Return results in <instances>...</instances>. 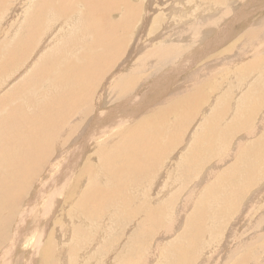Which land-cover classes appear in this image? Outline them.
<instances>
[{"label":"bare ground","instance_id":"1","mask_svg":"<svg viewBox=\"0 0 264 264\" xmlns=\"http://www.w3.org/2000/svg\"><path fill=\"white\" fill-rule=\"evenodd\" d=\"M175 1H177V0H175ZM236 1H238L244 5L248 2V0H229V1H227L228 5L230 3V5L229 6L227 5V6L230 7L232 9V11L239 9V10L232 12L233 16L230 17V19L234 18L233 21H236V22L238 21L241 24H248L249 22L250 23L254 22L252 25V28L249 31L244 30L247 32L246 35L244 36V38H245V40L248 41L249 47L251 46V43H255L252 45V50H254L253 53H256V52H258V50L262 46H264V27L262 25H259V22L264 21V15H261V14H264V0H253L251 2L249 1L245 7L243 5V7H241V8H236V6L234 5V3ZM7 2H8V0H7ZM7 2H6V0H0V9L4 4H7ZM14 2H15V0H14ZM84 2L87 3L85 5V9H83V10L81 9L82 12H77V9L74 8V4H76V5L80 4V5H82V7L79 6V8H83ZM118 2L121 3L120 5H123V6H120V7L118 6V8H120V9L115 11L114 8H117L116 5H119ZM198 2H200V3L205 2L204 3L205 5L202 6V11L197 13L198 15L194 11L196 16H199V15L204 16V19L202 18V20H206L205 17L207 18L210 13L214 14L213 11L218 9V8L219 9L221 8V13H220L219 18L223 17L226 14L225 13L226 11L223 13V11L225 9L224 5H220L221 3H225L222 0H199ZM238 2H236V3H238ZM231 3H233V5L235 7H233L231 5ZM240 3H238V4H240ZM30 4L31 3H29V5L28 4L25 5V6H27L26 11L23 10L24 16L21 15V18L23 16V21L20 22L21 25L19 23L18 25H20V26L17 27V28H19L18 29L19 31H17V30L12 31L13 33L16 31V32H18V34L16 33L17 34L16 37L14 36L15 39H13V35H12V41L13 40L14 41L12 42V44L9 43V45L10 44L11 45L8 46L9 47L8 52L5 51L8 53V55H7L8 58L4 54V56L7 59L4 61L5 64L2 62V64H4L3 69H6L10 65H12L14 62H16L17 59L18 60L23 59L22 55H24L26 52H27L26 53L27 55L25 57L26 59L28 58L27 56L31 55V53L34 51H35V54L38 55L37 57H34L35 60H37V58L39 56L41 57V59L39 60L40 62H38V60H37V62H38V63L36 62L37 64H35L33 61H31L30 63H28L29 61H26V63H28L26 70L32 68V70L34 72L35 71L34 69H36L35 74L30 76L29 78H26V76H25L26 79L25 78L22 79L23 81L25 79V81L23 82L21 80L23 83L22 82L19 84L15 83L16 86L18 84L19 87L18 86L15 87V85H13L14 89L10 90L8 93H6L3 96H2L3 93H1L2 97L0 96L1 97L0 98V240H1V242L5 243L4 247L1 246L2 250L0 249V251H1L0 252V264H25L26 262L28 264H35L36 263L35 260H36L37 256H39V254H37V253H39L40 250L44 256L45 255L46 256L52 255L53 250L50 251V248L52 247V244H51L52 237H51V235L48 234L47 230L45 231V228H47V227L44 228L43 221L47 220L49 215H51V214H48L47 215L48 217H47L45 214L51 208L53 209L55 207L54 204H52L55 201L54 200H52L54 202L51 201L47 210L45 209L46 207L45 208L43 207L45 209V213L43 215V213H41V210H42L41 206H42L43 202H41V201H40L41 203L40 202H38V203L33 202V199H34L33 194L35 193V195H36V193L39 191L37 193V195H42L43 198H45V199H46V196H45L46 194L48 195V197L50 196V193H52L53 197L55 195H57L58 193L61 194V192H62L61 188L64 186L62 184L63 183L65 184V182L71 181L70 179H71L72 175L74 174L75 169H77L79 167V164H80L79 160L76 159L71 152L66 153V151L69 149L67 146H69V145L65 144L67 142V140L65 141V139L70 135V133L66 136V138L64 140L56 141V137H57L58 132L61 129L65 128L66 124L68 123V122L66 123L63 121L66 119V117L64 115H67V118H69L70 116L76 115L77 114L76 113V107L78 106V108H79V106L81 107V105H82V107L83 106L85 107V110L81 109V111H80L77 108L80 111L79 114L83 115L84 111H85L86 117H85V120H83V121H84V123L87 121L89 122L93 113L91 112L90 108L88 107L89 106L88 104H90L92 107H93L92 103H94V105H96L97 109H95L96 110L95 116H97V118L95 119V121L93 120L94 122H92V123H94V124L90 125V127L92 129H90V127L88 128L89 130H93L92 133L90 132L91 133L90 137H92V138H90V137L89 138H90V141H92V140L93 141H97V140L99 141V138H101V137L103 138L106 135H108L111 138V140H109V142H107L103 146L99 147L98 152L100 153V156H101L100 157L101 165H102L101 169L103 171V173H102V171H101V173L104 174L106 176V178L108 176L112 182L116 183V188H112L111 192H106V191H104V189L103 190L101 189L102 191L99 190L101 192L100 197L102 196V198H103L106 196V198H107L109 196L108 197L109 201L106 200V202L108 201L109 205L112 204L113 200L116 197L120 198L122 201V208L120 210H118L119 212H118V214H116V216L117 217L130 218L131 214L129 211H127V207H128L127 203L130 202L131 196L129 197V195H128L129 193L127 194L128 196L124 194V192L127 189V186L130 187V185L128 183H131L132 179L135 177H140V178L143 177V178H145V181L150 180V182H151L152 178L154 177V171L158 168V165L160 164V161L162 160L163 156L179 140H183L182 144H180L181 147H179V148L181 150L183 149V151H184L186 146L188 145V142L193 140L190 138L188 139L187 138L188 135H186V134H185V137H183V134H182L183 130H184V128L188 122V117H189L188 115L191 116L193 111H194V114H197L196 113L197 110L195 108H193L192 113L189 112L191 114H188V112L186 111V108L184 107V105L188 102V101H186V98H187V95L189 94V92H188V94H186L187 92L186 93L184 92L185 94H183V95L178 94V96L175 94H170V96L169 95L166 96L165 100H161L160 102H158L160 98H163V96L159 97L160 95H162L163 91L166 88H168L169 85L174 83V79H175L174 76L175 75L170 73V71L163 73L161 76L155 75L156 76V77H154L155 83L153 80L154 85L148 86V88L146 90H144V92H142V94H140V95L138 94L137 97H133L136 99H132V97L130 95V92L134 91L133 88L138 81H140L139 83H141V81L144 82V80L148 79V76L147 77L143 76L146 73L145 70L148 69V68H146L147 58H149V59L152 58L154 60L153 61L154 63L152 62L153 65L154 64L156 65V68L153 67V70H155L154 72H156L158 64L160 65V64H162L168 60L171 61L172 59H174L172 57L175 54H177V52L175 50H167L168 49L167 46H165L166 47L165 48L163 46L160 47V45H157L162 50V52H159L158 54H155V53H157L156 51L159 50L158 47L157 48L154 47L153 49H151L149 47L151 50L147 54H145L141 57L142 58L141 62L139 63V65L137 67L134 66L132 74L124 75L125 74L124 73L122 75V72H121V75L117 76V75H115V74H117L115 71V72H111L113 75H111L109 77L105 76L108 72L112 71L113 67H115L117 65L116 61H118V59L122 58V55L124 54V48L126 47V43L128 41V37H129L128 35H130L129 33L132 32L131 31V25H133L135 27V28L133 27L135 30L137 28L135 25H138V23L141 21L140 20L141 17L139 16V14L140 15L144 14V13H142L144 10L141 12L142 14L140 12L138 14H137V12H135L136 8L138 10L140 8L139 4H137V3L132 4V2L130 3V2H128V0H82V1H80V0H36L35 5L31 4V7H36L35 8L36 11L31 10V7L29 8ZM177 4H178V2H177ZM9 5H12V3L8 4L7 6L9 7ZM188 5H189V6H187L188 8H184L185 5L182 6L183 7L182 10H180L182 15H185V16L188 15V14H186L187 13L186 10L188 9V11H189L191 8L193 9L192 6H194V5L196 6V3H194L193 5H190L188 3ZM7 6L5 5L3 7H5V9H6V8H8ZM86 6H87V10H89V12L90 11L93 12V14H94L93 17H91L92 13H91V16H89L86 13V11H85ZM18 7L19 6H17V8ZM208 7H212L213 10L208 8ZM77 8H78V6H77ZM199 8H200V6L198 7V11L200 10ZM230 8H228L229 11H231ZM11 10H13V9H11ZM211 10H212V12H211ZM4 12H3V14H4ZM17 12H18V10L15 9L14 16H16ZM168 12H166V13H168ZM217 12H219V11H216V14H217ZM6 13H8V12H6ZM118 13L120 15L119 18L113 19V15H116ZM227 13L232 14L230 12H227ZM259 13L261 16V20L256 22L257 19H260ZM145 15H144V17H146ZM137 17L139 18L138 21H137V19H138ZM144 17H142V18L144 19ZM147 17H148V15H147ZM14 18L17 19L18 17H14ZM14 18H11V20L12 19L14 20ZM76 18H78V20H77L79 22L78 25L80 26V28H81L80 30H82V33L88 37L90 36V39L88 37L86 38L89 41L82 42L79 39L80 41L77 44H75V46H74V44L70 43L69 45L70 46L73 45L74 47L71 46L72 48L69 47V49L65 45L67 48V52L64 51V48H65L64 46L62 47V51H60L57 54H55L53 49H49V51L52 50L54 53H51V51L50 52L47 51V49H46L47 52H44L45 51L44 48L50 47L51 42H50V40L49 41L47 40V39H49V36L52 35L53 33H55L57 28H58V33H56V34L61 35L60 33L64 32V31H60L59 26L61 27V29H62V27H68L72 23V22L69 23V21L71 19L73 21ZM156 18L154 20H157ZM181 18H182V16H181ZM189 18H190V16H189ZM219 18H214V19L217 20ZM1 19H3V18H1ZM175 19H177V18H175ZM209 19H211V18H209ZM209 19H207V20L209 21ZM178 20H180V18ZM182 20H183V18H182ZM2 21H4V20H2ZM18 21L17 20L12 21V22L10 21V23L15 24L14 22H18ZM168 21L170 22V20H168ZM173 21H175V20H173ZM208 21L205 23L209 24ZM141 22L144 23V21H141ZM221 22L222 23L224 22L223 18L221 19ZM4 23L5 22H3V24ZM193 23H194V25H196L195 22H193ZM3 24H1V26ZM172 24H174V23H172ZM181 24H178V25L181 26ZM188 24H191V23H188ZM167 25H170V24L168 23ZM213 25H215V24L213 23ZM47 26H49V27H47ZM187 26L189 27V25H187ZM187 26H185V27L187 28ZM202 26H205V25L203 24ZM208 26L211 28L210 30L212 31L211 24L206 25V29L208 28ZM9 27L12 28L13 26L11 27V25H10ZM215 27H216V25H215ZM231 27H233V25L230 26V28ZM186 28L184 30L188 31V28L187 29ZM190 28H191V25L189 27V30L193 29V28L192 29H190ZM14 29H16V27ZM178 29H179L178 27H177V30L175 29L178 34L174 31H173V33L175 35L176 34L178 35L177 38H180L183 35V33L180 32V31H182L183 28L181 30L179 29V31H178ZM199 29H201V31H202V28H198V30ZM203 30L205 31V28ZM214 30H213V32H214ZM67 31H69V30H67ZM148 31H149V29H148ZM186 31H184V32H186ZM193 31L194 30H192V32ZM217 31L219 32V30H217ZM226 31H227V29H226ZM229 31H230V29H229ZM233 31H234V28H233ZM179 32L181 33L180 37H179V34H180ZM198 32H200V30ZM198 32H195V33L197 34ZM207 32L211 33L210 31H207ZM207 32H204V33H206V35H208ZM10 33H8V34H10ZM82 33L80 32L81 35H82ZM186 33H187V35L189 33L191 34V31H188ZM200 33L201 34H199L197 37L200 38V35H201V36H203L202 38H204L205 34H203V32H200ZM214 34H216V33L214 32ZM218 34H216V35H218ZM222 34L224 35L225 31H223ZM222 34H219V35L222 36ZM57 35H55V36H57ZM81 35H80V38H81ZM84 35H82V36H84ZM171 35L173 36L172 33H171ZM206 35H205V38H206ZM69 36L71 37V39H73L75 37L74 36L72 38L71 35H69ZM193 36L195 37V35H193ZM50 37H52V36H50ZM213 37H214V35H213ZM217 37H219V36H217ZM233 37L235 38V36H233ZM65 38H68V37L65 36ZM196 38L194 40L199 39V38H197V39ZM202 38H200V39H202ZM205 38H204V40H205ZM56 39L54 40V42L56 41ZM2 40L4 43L5 40L4 39H2ZM58 40L54 44L57 45ZM62 40H64V39H62ZM69 40H70V38H69ZM216 40H218V39H216ZM219 40H221V39H219ZM227 40H230V39H227ZM6 41H8V40H6ZM65 41H67V40L65 39ZM75 41H76V37H75ZM72 42H74V40H72ZM147 42H149V41H147ZM156 42H158V41H156ZM7 43L8 42L4 43V46ZM166 43L167 42H165V45L169 44V43H167V44ZM172 43H174V42H172ZM0 44H2V43L0 42ZM64 44H66V42ZM175 44L176 43H174V45H173L174 49L177 45V44L176 45ZM218 44H221V43H218ZM56 45L55 46L53 45L50 48H56L57 47ZM161 45H164V44H161ZM204 45L206 46L207 44H204ZM206 47H205V49H206ZM1 48H2V46H1ZM146 48H148V47H146ZM213 48L216 49V47H213ZM98 49H100V50L98 51ZM148 49H146V51ZM171 49H173V48L171 47ZM179 49H180V47H179ZM201 51L203 52L204 50H201ZM41 54H42V56H41ZM238 55H239L238 57L240 59L243 57V53H240ZM256 55H257V57L255 56L254 59L258 58L259 62L262 59V57H264L263 55L260 54V52H258ZM197 58H199V56L194 57L192 59L196 60ZM220 58H221V56H220ZM170 61H168V62H170ZM174 63L172 62L173 65H174ZM167 64H169V63H167ZM185 65H190V64L185 63ZM251 65L249 63V66H251ZM22 66H24V65H22ZM254 66H256V65H253L251 67L253 68ZM207 67H209V66H207ZM181 68H182V66H180V67L178 66V68L173 67L171 71L177 75V70H179ZM189 68H190V66H189ZM26 70H24V71L26 72ZM137 70H139L138 73H140V71L142 73L139 77L136 76V75H138ZM150 70H152V69H150ZM186 70H188L187 67H186ZM186 70H183V71L185 72ZM248 70H249V68H248ZM148 71H149V69H148ZM27 72H29V71H27ZM27 72H26V74H28ZM199 72H200V70H199ZM16 73H18V72H16ZM30 73L32 74V71ZM194 73H196V72H194ZM197 73H198V71H197ZM13 75H14V73H13ZM189 75H190V72H189ZM207 75H208V72H207ZM17 76H19V75H17ZM185 76L187 77V75H185ZM198 76H201V75L199 74ZM27 77H28V75H27ZM104 77L107 78L106 79V81L108 83L107 86L103 87L104 89L102 91H100L99 94L94 95V92H96V86L101 85L100 81H103L102 79ZM195 77H197V76H195ZM16 79H18V77ZM197 79L201 80V78H199V77ZM203 79L205 82L204 76H203ZM106 81L104 82L105 84H106ZM113 81H116V84H115V87L113 89H111L113 87L112 86L113 83L111 84V82H113ZM188 81H190V80H188ZM99 82H100V84H99ZM144 83H146V82H144ZM45 86H46L45 89H48V87L53 86V88L56 91H54V92L51 91V94L48 96L47 93L42 92V90H45V89H43ZM109 87H111V88H109ZM137 87H139V86H137ZM190 87H192V86H190ZM204 87H205V85H197L196 86L195 89H196V91H197V89H199V91H198L199 95L204 90ZM192 88H190V89H192ZM135 89H137L136 86H135ZM27 90H29V91L27 92ZM186 90H187V88H186ZM186 90L184 89V91H186ZM181 91H183V90H181ZM152 93H154L156 95H154ZM189 96H190L189 101H193V102L196 101V99H197L196 93L190 94ZM113 99L114 100L118 99L119 103L122 102V104L119 105L117 108L109 107V106H111L110 104L107 107H103L106 104L111 103V100H113ZM142 100L144 102L143 105H146V106H150L149 103L152 100L154 103L158 102V105H160L161 103H166V104L161 106L160 108L158 107L159 109L151 117H149V116L141 117V113L139 112V110L142 109L141 108L142 106L140 105V101H142ZM156 100H158V101H156ZM261 100H263V99H261ZM261 100H260V102H261ZM260 102H258V103L260 104ZM127 104L129 105L128 108H127ZM255 104L256 103H254V105ZM259 104H258V106H259ZM132 105H135V107H133ZM124 106H125V108H124ZM96 107L94 106L93 109ZM193 107H196L195 103L193 104ZM254 107H256V106H253V108ZM257 107H256V109L259 108V107L258 108ZM150 108L153 109L152 106ZM155 108L156 107H154V110H155ZM253 108H251V109H253ZM126 109H127L128 113L125 112ZM239 109H237V110H239ZM79 111H77V112H79ZM98 111H100V112H98ZM120 111H122L123 113H119ZM141 112H143V110ZM151 112H154V111H151ZM217 112H219V109ZM255 112H256V110H255ZM144 113H145V111H144ZM253 113H254V111H253ZM235 114H234L233 121L228 126H226V128H225V130L227 131V135L230 134V132L228 134V131H231V132L237 131V133H238V130L240 131L242 129V128L240 129L241 126L238 128L239 125H237L236 121L239 120V118H237V116ZM222 115H223V112L220 114H215L214 116L212 115L214 117L215 121H214V119L210 118V120L208 122H210L212 119L213 123L212 122L209 123L208 128L206 125L207 129H206V131H203L204 132L203 135L202 136L199 135L200 138H198V139L195 136L196 140L193 141L192 144L190 143L191 148L188 150V152L185 156L184 168L182 170H184V169L186 170L188 168V167L186 168V165H189V163H188L189 161L194 163L193 160L196 158V155L199 154L200 141L204 140L203 138L207 132L213 133V134L208 133V135H210V137H213V135L217 136V135H215L216 134L215 133L216 128L214 126H219L218 121L220 120ZM77 116H79V115H77ZM74 118H75V116H74ZM80 118H81V116H80ZM208 119H209V117H208ZM250 119H247V117H246V119L243 120V123H242L243 128L244 127L246 128L248 126V122ZM204 121H207V120H204ZM214 122H216L218 125L215 124ZM74 123H72V124H74ZM261 124L263 126L264 121H262ZM204 125H205V123H204ZM249 126H251V125L249 124ZM191 127H192V124H191ZM193 127H194V125H193ZM115 128H117L116 132L114 131V130H116ZM210 128L213 129L215 132L210 131L209 130ZM217 128H220V127H217ZM68 130L71 131L70 128ZM216 130H217V132L219 131L218 129H216ZM220 130H222V129H220ZM193 132H198V131H193ZM71 133H72V131H71ZM238 134H241L242 138H243V136L244 137L246 136V134L243 133L242 131H240ZM253 134H255V129L253 132L252 131L250 132V135H251V137H256V135H253ZM223 135L226 136L225 133L222 134V136ZM67 139L69 140V138H67ZM163 140H165V141L163 142ZM210 141L211 140L209 139L208 142H210ZM241 141L240 142L237 141L238 145H236L237 147L235 146L236 150H237L235 157L237 158V160L234 161V165H232V167H230L231 169H229V171L231 172V170H232L233 173L227 174V173L222 171L223 174H222V177L220 179L221 180L223 179L227 182H225V184H224V182L223 181L221 182V180L219 179L220 182L216 183L218 181L217 180L214 183L215 187L214 186L212 187V185H211L210 193H213V192L216 193L217 189H219V190L221 188L225 189V187L226 188L229 187L228 184H230V186L232 187V189H231L232 193L231 194L227 192L228 195H225L226 198L222 196L223 197L222 200H224L226 203L222 202L224 205H223L220 213L223 211V208L227 207L229 204L231 206H232V204L238 205V202L240 201L239 198H241L242 195L245 194V191H247L249 188H251L254 184H255V186L257 184V187L261 184V183H259V185H258V183H257L258 178L257 177H259L260 174H263V172H264V149L259 147L256 150V147H255V149H249L248 150L244 146L245 142H243V141L241 142ZM98 143H99V145L100 144L102 145L103 142L102 143L98 142ZM80 144H81V142L79 144H77L75 147L78 148ZM251 144L254 145L255 142L252 141ZM211 145H207L208 149H212L213 146L211 147ZM224 145H223V147H224ZM209 147H211V148H209ZM235 147H234V149H235ZM59 149H63V150L59 151ZM55 150L59 151L58 156L60 157L59 160L57 159L58 160L56 162V163H58L57 166L60 165V163L62 162L63 164H61V165H63V167H62V169L59 170V172L57 171V173L52 172L53 168H51L50 172L48 173L49 167L52 165L54 166L56 164L55 161H54L55 164H52V165L50 164L51 163L50 162L51 157H52V159H53V157L54 158L58 157V156L55 157L56 153H55V156L53 155ZM204 150L206 151V149H204ZM204 150H201V151H204ZM58 151H56V152H58ZM212 151H209V152L207 151V152L211 155L212 154L214 155V153ZM46 152H47V154H46ZM200 154H202V153H200ZM204 154H205V152H204ZM215 155H216V153H215ZM63 157H65V158L67 157L66 160L64 158V162L62 161ZM82 157H83V155H82ZM197 160L199 162L202 161V160L200 161L198 158H197ZM51 161L53 163V160H51ZM172 162H174V161H172ZM179 162H180V158L174 162V164L172 166L173 168H170L172 170L171 172L173 173V176L171 178L173 180L172 183H177V181H176L177 175H176V173H174L176 168L174 169V166L175 165L178 166ZM240 164H241V166L243 165L242 169H239ZM55 167H54V169H55ZM87 167H90L89 164H88V166H86V169L84 171L87 170ZM106 167H109V168L107 169ZM170 167H171V165H170ZM46 169H47V171H46ZM233 169H235L236 171H234ZM185 170L182 172H185ZM89 171L91 173V169H89ZM186 171L188 172V170H186ZM190 171L191 170H189V172ZM229 171H228V173H229ZM76 172H75V175L77 176L79 174L80 170H79L78 174H76ZM96 172H98V171H96ZM87 173H88V171H87ZM84 174H85V172H84ZM128 175H129V177H128ZM170 175H171V173H170ZM76 176H74V177H76ZM96 177H97V175H96ZM77 178L78 179H76V182H75L76 184H77V182L78 183L80 182V179H79L80 177L77 176ZM199 178L201 180L203 178V176L199 177ZM137 179H139V178H137ZM74 180H75V178H74ZM81 181H82V174H81ZM145 181H144V183H145ZM132 183H134V182H132ZM98 185H100V184H98ZM196 187H197V185H196ZM71 188H72V186L69 187V189H71ZM87 188L88 187H86L85 189L87 190ZM67 189H65V190H67ZM215 190H216V192H215ZM226 190H223V192H226ZM72 191H73V194L69 193L70 194L69 198H67L66 197L67 195L65 193H63V195L65 194L66 199L70 200V203L76 201L75 202L76 204H74V205L78 206L75 209L71 208L73 210H71L69 212V214L73 213L75 215H79L78 217L81 219V223L85 227L91 226L94 222H96L98 224V222H99V221H97L98 218H101L104 213L99 215L97 212V215H96L97 220H95V217H96L95 214L96 213H94V210L95 209L97 211L99 210L100 213L104 212L107 209V208L105 209L106 205L104 206V204L102 203V202H104L103 200H105V199H103L102 202H101V200H100V202H98V201L95 202L96 200L95 201L92 200V196L89 195L90 194L89 192H88L89 194H87V192H86V195L84 194L85 190L82 193L80 192L81 195L83 194L84 197H82L81 195H78L79 197L80 196L82 197V198L78 199L75 196H72L76 193V191L73 189L70 192H72ZM78 191H80V190H78ZM138 191H140V190H138ZM220 191H222V190H220ZM207 193H208V191H207ZM177 194H179V192L176 193V195ZM207 195H209V193ZM204 196L202 198H204ZM215 196H216V194H215ZM96 197H94V198H96ZM173 198H174V196H173ZM232 198H233V201H230ZM36 199H38V198H36ZM207 199H208V197H207ZM219 199H220V196H219ZM97 200H99V199H97ZM217 200H218V198H217ZM43 201H44V199H43ZM219 202H220V200H219ZM67 203L68 202H66L65 205H67ZM51 205L54 207H52ZM230 205H229V209H230ZM237 205H236V207H238ZM203 206H200L199 209H196L197 211H195L194 214L188 218V220H189L188 222L190 223V224L188 223L189 229L187 226L186 229H188V230H186L185 233L183 234V238L185 236L187 238L189 244H186V246L184 244L178 245V248H177L178 249V252H177L178 256H177V258L179 256L180 257L183 256L186 253L190 254V251L193 250V248H196V246L199 242L201 233L204 229V222L203 221L206 220V218H205L206 211L204 210ZM253 206H255V205H253ZM72 207H73V205H72ZM165 208H166V206H162V207L158 206L157 208H151L150 215L148 217V221L151 224H155L157 219H159V221H160V218H158L156 216L157 215L158 216H162V215L164 216L165 213L162 215H161V213L166 211ZM224 209H226V208H224ZM63 210H64V207L62 208V211H61L62 213H63ZM234 210H235V208H234ZM192 211H194V210H192ZM232 211H231V213L234 212V211L233 212ZM182 213L181 214L179 213L180 216L182 215ZM220 213L218 212L217 214H220ZM223 214H225V213H223ZM226 214H227V212H226ZM215 215H216V213H215ZM215 215H214V217H215ZM222 215H218V216H222ZM211 217H213V215ZM233 217H234V215H233ZM36 219L38 220V222ZM62 219L64 220V218H62ZM66 219L67 218H65V221H66ZM176 219H178V218H176ZM231 219H233V218H231ZM41 220H42V223L40 222ZM62 223H63V221H62ZM161 223H163V222H161ZM172 223L174 224V221L171 222V224ZM257 223H258V221H257ZM46 224H48V223H46ZM156 224L158 225L159 222L157 221ZM173 224H172V226H173ZM176 224H177V222H176ZM65 225L66 226L64 227V225L62 224V227H64L63 230L65 229L63 241H68V239L71 236V231H72L71 219H69V221ZM165 225L168 226L167 224H165ZM165 225L163 227H165ZM175 225H174V227H175ZM36 226H38V227H36ZM50 226H52V225H50ZM169 227H171V226H168L167 230L169 229ZM104 228L100 230L101 238H104L103 234L107 233L108 232L107 230L109 228H111V226H109V224H108L107 227H104ZM152 228H157V226L156 225L152 226ZM10 229H12V231H10ZM165 229H166V227H165ZM59 230L61 233L63 232V230H61V229H59ZM59 230L56 231L55 238H56V235H57ZM82 230H83L82 226H76L73 231L76 232V234L78 235L82 232ZM172 230H174V229H172ZM32 231H35L37 234H31ZM100 233L98 235H100ZM45 235L48 236V238H45L46 240L43 239V237H45ZM258 236L259 235H257V237ZM35 237L37 239L34 240ZM235 237H236V235H235ZM257 237L252 238V240L249 241V244H246L245 241H241L242 239L239 240V242H242L243 246L246 244L249 247V245L258 242ZM256 238H257V241L255 240ZM259 239H261V238H259ZM100 241H102V240L98 239L97 242H100ZM254 241H256V242H254ZM59 242L61 243V241H59ZM105 243L108 244L107 242H105ZM49 246H51V247H49ZM243 246L241 245V247H243ZM261 246L264 247V243H262ZM258 247H259V244H258ZM93 248H95V247H93ZM140 249H141V247H139V248L136 247L135 248L136 253H139ZM241 249H243V248H241ZM253 251H255V249H253ZM257 251H255V252H257ZM259 251H260V249H259ZM262 251L264 252V248ZM250 252L251 251H246L245 255L244 256L242 255L243 257H241V255H240V257H237V259L234 260L233 264H247L250 261V259H249L250 256L253 258V260L255 262V259H254L253 255L251 254V253H255V252H251V253ZM230 253H232V250L230 251ZM249 254H250V256H249ZM227 255L230 256L232 254H227ZM186 257H187V255H186ZM180 259H182V257ZM183 259H185V258H183ZM230 259H232L231 256L228 260H230ZM176 262H178V264H184L185 261L184 262L182 261L183 263H180L181 261H179L177 259ZM175 264H177V263H175ZM185 264H187V263H185Z\"/></svg>","mask_w":264,"mask_h":264},{"label":"rangeland","instance_id":"2","mask_svg":"<svg viewBox=\"0 0 264 264\" xmlns=\"http://www.w3.org/2000/svg\"><path fill=\"white\" fill-rule=\"evenodd\" d=\"M30 1L31 0H21V1L15 0V2H14V0H8V2H7V0H6L7 4H4L3 6H5V5L7 6L8 4L12 3V5H9L10 8L7 6L8 8H6L7 9L6 10L5 7L2 6L0 9V16L2 15L0 17V21H1L0 23L3 24V22H5L3 24L4 26L3 25L1 26V24H0V40H1L0 42L3 44V45L0 44L2 46V48L0 46V49H1L0 50V96H1V93H3L2 94V96H3L6 93H8L10 90L14 89L13 85H15V87H17L18 84L23 81L22 79L25 78V76H26V78H29L30 76L35 74L36 69H34L35 71L33 72L32 68L26 70V67H27L28 63H30L31 61H33L35 64H37L38 62H40L39 60L41 59L40 56H39L40 58L39 57L37 58L38 62H37V60L34 59V57L38 56L35 54V51L31 53L32 56L29 55V56H27L28 58L26 59L25 58L27 55L26 54L27 52H26L24 55H22L23 59L19 58L20 60L17 59V61L14 62L12 65L7 67L6 69H3L4 64H5L4 61L8 58V56H7L8 55L7 52H8V48H9L8 46H10L12 44V42L14 41V40L12 41V35H13V39H15L14 36L16 37V35L18 34V32L15 31L13 33L12 31H14V30L19 31L18 30L19 28H17V27H19L21 25L20 22L23 21V16H24L23 10L26 11V7H27L25 5H27V4L29 5V3L35 5V3H36V0L35 1L32 0L31 2ZM80 1H82V0H80ZM186 1L187 0H183V1L182 0H177V1H175V0H131V1L128 0V2H130V3L132 2V4H136V3L139 4V6H140V8L138 7L139 10L136 7H135L136 10L134 9L135 12H137V14L139 12L141 13L144 10L142 12L144 14H142V13H141L142 15L139 14V16L141 18L144 17V15L147 12L148 13L145 16L147 17V15H148V17L147 18L144 17V19L146 18L145 20L143 18L142 19L140 18V20L144 21V23L140 21L138 23V25H135L137 27L135 30H134L135 27L133 25H131V31L132 32L129 33L130 35H128L129 36L128 41L126 43V47L124 48V54L125 53L126 54L125 55L123 54L122 58H120V59H118V61H116L117 65L116 64H115L116 66L114 65L115 66V67H113L114 70L112 69V71L108 72L105 76L109 77V76L113 75L111 72H115V71L117 73L115 75H117V76L121 75V72H122V75L124 73H125L124 75L132 74L134 66L137 67L139 65V63L141 62V60H142L141 57L143 55L147 54L154 47L159 48V50H157L156 51L157 53H155V54L162 52V50L160 49L161 46H163V47L167 46V48H168L167 50H175L177 52V54H175V55L173 54L174 56L172 58H174V59H172L171 61L168 60L170 62L166 61L160 65L158 64L156 72H154L155 70H153V67L156 68V65L155 64L153 65L154 60L152 58L149 59L145 56L147 58L146 68H148L151 73L148 71V69L145 70L146 73L148 72L147 74L144 72L146 75L145 74L143 75L146 77L148 76V79H146L147 81L144 80V82H146V83H144L143 81H141V83H139L140 81H138L136 83L137 85L135 84L137 89H135V86H134V88H133L134 91L130 92V95H131L132 99H136L133 97H137L138 94L139 95L142 94V92H144V90H146L148 88V86L154 85V83H155L154 77H156L158 75L161 76L163 73L170 71V73L175 75L174 76V78H175L174 83L175 84L173 83V84L169 85L168 88L165 89L166 91L164 90L162 95L159 96V97L163 96V98H160L159 101L158 100H156V101L160 102L161 100H165L166 96H168V95L170 96V94H175L178 96V94L183 95L186 92H187L186 94H188V92H189V94L187 95V98H186V101H188V102L184 105V107L186 108V111L188 112V114H191L193 108H195L197 110V112H196L197 114H194V111H193L191 116L188 115L189 116L188 122H187L182 134H183V137H185V134H186V135H188V137H187L188 139L190 138L193 140L188 142V145L186 146V148L184 147L186 151L185 150L183 151V149L181 150L179 148V147H181L180 144H182L183 140H179L174 146H172L173 148L171 147L168 150L169 152L167 151V153L163 156L162 160L160 161L158 168L154 171V177L152 178L151 182H150V180H148L149 182L145 181V178H143V177H142L143 179L140 177H135L136 179L131 178L132 182H134V183H132V182H131L132 184L128 183L130 185V187L127 186V189L124 192L125 195H127L129 193L128 194L129 197L131 196L130 202L127 203V205H128L127 211L130 212L131 217L130 218L117 217L116 214H118V212H119L118 210H120L122 208L121 199L116 197L113 200L112 204L109 205L108 204V201H109L108 197L109 196L107 198H106V196L103 198H102V196L100 197V195H101L100 191H102L104 189V191H106V192H111L112 188H116V183L112 182L108 176L106 178V176L104 174H102L103 171L101 169L102 165H101V160H100L101 156H100V153L98 152L99 147H101L105 143L109 142V140H111V138L108 135H106V136H104L105 138L104 137L103 138L101 137L102 139L99 138V141L98 140L97 141H93V140L90 141V138H92V137H90V134L93 132V130H89L88 128L90 127L91 124H94L92 122H94L95 119L97 118V116H95V114H96L95 109H97L96 105H94V103H92L93 107L94 106L96 107L93 109V107L90 104H88L89 105L88 107L90 108L91 112L93 113L89 122L87 121L84 123V121H83V120H85V117H86L85 111H84L83 115L79 114L81 109L85 110V107L84 106L82 107V105H81V107L79 106V108H78V106L76 107V113H77L76 115L70 116L69 118H67V115H64L66 117V119L63 121L66 123L68 122V123L66 124L65 128L61 129L58 132L57 137H56V141L64 140L66 138V136L70 133V135L67 137V138H69V140L67 138L65 139V141L67 140V142L65 144L69 145V146H67L69 149L66 151V153L71 152L73 154V156L79 160L80 164H79V167L77 168L78 170L75 169V172L77 171L76 174H78V172L80 170V172L77 176L80 177L79 179H80L81 183L80 182L79 183L77 182V184L75 183L76 179H78V178L74 172V174L72 175V177L70 179L71 181L65 182V184L64 183L62 184L64 186L61 188L62 189L61 194L58 193L54 197H53L52 193H50L49 197L46 194L45 195L46 199L43 198L42 195H37V193L39 191L36 193V195H35V193L33 194V197H34L33 202H36V203H38L40 201L43 202L42 206H41L42 207L41 213H43V215L45 213V209L47 210L51 201L52 200L55 201V202L52 201V202H54L52 204H54L55 207L51 205L55 209L51 208L52 210L50 209L48 212H46V214H45L46 216L48 214H51V215H49V217L47 216L48 219L43 221L44 228L47 227V228H45V231L47 230L48 234L51 235V237H52V241H51L52 247L49 246L52 248V249L50 248V251L53 250L52 255L51 256H46V255L44 256L40 250L39 253H37V254H39V256H37L38 259L36 258L35 264H172L173 262H174L173 264H175V263L178 264V262H176L177 259L179 261H181L180 263H183L185 261L184 264L185 263H187V264H226V263L227 264H233L234 260H236L237 257H240V255H241V257H243L245 255L246 251L255 252L257 250H258L257 251L258 253L257 252H255V253L250 252L254 257L255 262L249 254L250 261L247 264H264V252L262 251L264 247L261 246V244L264 243V172H263V174H260L259 177H257L258 178L257 180L259 181V182L257 181L258 185H259V183H261L258 187H257V184H256V186L254 184L253 185L254 187L253 186L251 187L252 189L249 188L247 191H245V194L242 195L241 198H239L240 201L238 202V205L232 204V206H231L229 204L230 209H229V205H228L227 207H224L226 209L223 208V211L221 213H220V211L222 210V207L224 205L223 203H226L224 200H222V198L223 197L226 198L225 195H228L227 192L230 194L232 193V190H231L232 187L230 186V184H228L229 187H227V188L225 187V189H222V188L220 189L222 191L217 189L218 193L216 192V190H215L216 193H214V192L210 193L211 185H212V187L213 186L215 187L214 183L217 180L218 181L216 183L220 182L219 179L222 177V174H223L222 171L227 173V174L233 173L232 170L230 172L229 169H231L230 167H232V165H234V161L237 160V158L235 157V154L237 153V150H236L237 146L236 145H238V142H240L241 140L243 142H245L244 146L248 150L249 149H255V147H256V150L259 147L264 149V124H263V126L261 124L262 121H264V118H263L264 117V109H263L264 108V101H263L264 100V98H263L264 97V57H262L260 62H259L258 58L254 59L255 56L257 57L256 54L258 52H260V54L264 56V46H262L258 50V52L253 53L254 50H252V45L255 43H251V46L249 47L248 41L245 40L244 36L247 33L246 31H249L252 28V25L254 22H251V23L249 22L248 24H241L238 21H237L238 23L236 21H233L234 18L230 19V17L233 16L232 12L239 10V9L232 11V9L230 7H228L230 5V3L228 5L227 1H229V0H222L225 3L220 4V5H224V7H225V9L223 11V13L226 11L225 12L226 14L224 15L225 17L223 16V17L219 18L220 13H221V8L214 10L213 11L214 14L210 13L208 15V17L211 18L214 22L211 19H209L208 17L207 18L205 17L206 20L209 19V21L208 20L207 21L209 22V24H211L212 31L210 30L211 28L209 26L206 29V25H209V24L205 23V22H207L206 20H202V18L204 19V16L203 15L202 16L201 15L196 16L194 13V11L196 12V14L199 13L200 11H202V6L205 5L204 4L205 2L200 3V2H198L199 0H188L187 2ZM249 1L251 2L253 0H248V2ZM177 2H178V4H177ZM236 2H238V1H236ZM236 2L234 3L236 8L243 7L244 4H242L240 2H238V3H240V4H238ZM84 3H83V8H79V6L82 7V5H80V4H77V5L74 4V8L77 9V12H82L81 9L82 10L85 9V5L87 3H85V4ZM188 3L190 5H193L194 3H196V6L195 5L192 6L194 10L191 7H190L191 11L190 10L188 11V9L186 10L187 11L186 14H188V15H186V16L182 15L180 10H182L183 5H185L184 8H188L187 7V6H189ZM247 3L244 5V7L247 5ZM31 4H30L29 8L31 7ZM118 4L119 5H116L117 8H114L115 11L120 9V8H118V6L119 7L123 6V5H120L121 3H119V2H118ZM231 5L233 7H235L233 5V3H231ZM17 6H19L20 8L19 7L17 8ZM77 6L79 9L77 8ZM199 6H200V8H199L200 10L198 11ZM35 8L36 7H31V10L36 11ZM208 8L213 10L212 7H208ZM228 8H230L231 11H229ZM11 9H13V10H11ZM15 9L18 10L17 14L19 16L17 14H16V16H14ZM212 10H211V12H212ZM85 11L89 16H91V13H92L91 17H93V15H94L93 12L92 11L89 12V10H87V6H86ZM216 11H219V12H217V14H216ZM3 12H4V14H3ZM6 12H8V13H6ZM166 12H168V13H166ZM171 12L172 13L174 12V13L172 14ZM227 12H230L232 14H228ZM21 15H23L22 18H21ZM261 15H264V14H261ZM119 16H120L119 13L116 15H113V19H118ZM181 16H182L183 20H182ZM189 16H190V18H189ZM259 16H260V13H259ZM14 17H18L19 19L18 18L15 19ZM1 18H3V19H1ZM11 18H14V20L13 19L11 20ZM155 18L157 20H154ZM175 18H177V19H175ZM179 18H180V20H178ZM214 18H219V19L215 20ZM222 18L224 19L223 23L221 22ZM167 19L170 20V22ZM172 19L175 20L176 22L173 21ZM2 20H4V21H2ZM16 20L17 21L19 20V21L14 22L15 24L10 23V21L12 22V21H16ZM77 20H78V18L74 19L73 21L71 19L69 21V23L72 22L73 24L71 23L68 27H62V29H61V27L59 26L60 31H64V32H61L60 33L61 35H57L56 34V33H58V28H57L56 32L53 33L52 35H50L52 37L49 36V39H47L48 41L50 40V42H51L50 47H52L53 45L55 46L56 44H54V43L57 42V40L59 39L58 43L56 45L57 47L56 48H50V47L44 48L45 49L44 52L49 51V49H53L55 54H57L60 51H62L63 46L65 47L64 51L67 52V48L69 49V47L73 46V45L70 46L69 45L70 43L74 44V46H75V44H77L80 40L82 42L89 41L86 39L88 36L84 35L82 33V30H80L81 28L78 25L79 22ZM138 20H139V18L137 19V21ZM259 20H261V16H260V19L256 20V22H258ZM171 22L174 24H172ZM193 22H195L196 25H194ZM212 22L216 25V27H215V25H213ZM19 23H20V25H18ZM168 23L170 25L171 24L172 25L171 26L167 25ZM175 23L181 24V26L178 24L176 25ZM188 23H191V24H188ZM203 24L205 26H202ZM10 25H11V27L12 26L13 27L10 28L9 27ZM187 25H189V27L191 25L190 29L193 28L192 30H194L193 31L194 33L192 32V30H189V27ZM232 25H233V27L230 28V26H232ZM259 25H262L264 27V21L259 22ZM185 26H187L188 31H191V34L189 33L187 35L186 32H188V31L184 30L186 28ZM15 27H16V29H14ZM47 27H49V26H47ZM177 27L180 30L183 28L182 31H180L181 33H183L182 36H181V33L179 32L180 33L179 37L181 36L180 38H177L178 37V35H177L178 33L176 32ZM198 28H202V31H201V29H199V30H200V32H203V34H205V35H206V33H204V32L210 31L211 33L207 32L208 35H206V38L204 35L205 40H204V38H202L203 36L200 35V38H202V39H200L199 37H197L199 34H201L200 32H198L199 31ZM204 28H205V31L203 30ZM225 28L227 29V31ZM233 28H234V31H233ZM148 29H149V31H148ZM179 29H178V31H179ZM229 29H230V31H229ZM67 30H69V31H67ZM213 30L216 34H218V33L222 34V32L225 31V34L224 35L222 34V36L219 34L216 35V34H214ZM217 30H219V32ZM244 30H246V31H244ZM173 31L176 32L177 34L175 35L173 33ZM184 31H186V32H184ZM7 32L8 33L11 32V33L8 34ZM80 32L85 37L82 36L80 34ZM195 32H198V33L196 34ZM171 33L173 34V36L171 35ZM55 35H57V36H55ZM69 35H71L72 38L75 36L77 42L75 41V37L73 39H71V37ZM80 35H81V38H80ZM193 35H195V37ZM213 35H214V37H213ZM232 35L235 36V38ZM65 36L68 38H65ZM217 36H219V37H217ZM60 37L64 40H62ZM196 37L199 39H197ZM69 38H70V40H69ZM88 38L90 39V36ZM195 38L197 40H194ZM2 39H4L5 41L8 40V41H6L8 43L5 44V46H4V43H6V42L4 41V43H3ZM55 39H56V41L54 42ZM65 39L69 43L67 41H65ZM216 39H218V40H216ZM219 39H221V40H219ZM227 39H230V40H227ZM72 40H74V42H72ZM147 41H149V42H147ZM156 41H158V42H156ZM63 42L64 43L66 42V44H64ZM165 42H167L169 44L165 45ZM172 42L177 44V45L175 44L177 48L175 47V49H174V47H173L174 43H172ZM217 42L221 43V44H218ZM9 43H11V44L9 45ZM161 44H164V45H161ZM204 44H207L206 45L207 47ZM65 45L67 46V48ZM157 45H160V47ZM170 46L173 49H171ZM146 47H148V48L150 47L151 49L150 48L148 49ZM179 47H180V49H179ZM205 47H206V49H205ZM213 47H216V49ZM46 49H47V51H46ZM146 49H148V50L146 51ZM99 50L100 49H98V51ZM201 50H204V51L202 52ZM5 51H7V52H5ZM50 51H51V53H54L52 50H50ZM240 53H243V57L241 59L238 57L239 56L238 54H240ZM4 54L7 58L4 56ZM42 54H41V56H42ZM197 56H199V58H197L196 60L192 59V58L197 57ZM220 56H221V58H220ZM26 61H29V62L26 63ZM2 62L4 64H2ZM172 62L173 63L175 62L174 65L172 64ZM167 63H169V64H167ZM185 63L190 64V65H185ZM249 63H250V65L252 64L251 66H253V65H256V66H254L252 68L251 66H249ZM22 65H24V66H22ZM178 66L179 67L182 66V68L177 70V75H176L171 70L173 67L178 68ZM185 66L188 68V70H186ZM189 66H190V68H189ZM207 66H209V67H207ZM248 68H249V70H248ZM150 69H152V70H150ZM182 69L186 70V71L184 72ZM24 70H26V72L29 71V72H27L28 74H26V72ZM199 70H200V72H199ZM31 71H32V74L30 73ZM197 71H198V73H197ZM16 72H18V73H16ZM138 72H139V70H137V74H138V75H136L137 77H139L142 74L141 71H140V73H138ZM189 72H190V75H189ZM194 72H196V73H194ZM207 72H208V75H207ZM13 73H14V75H13ZM199 74L201 76H198ZM17 75H19V76H17ZM27 75H28V77H27ZM185 75H187V77ZM195 76H197V77H195ZM203 76L205 78V82H204ZM17 77H18V79H16ZM106 77H104L102 79L103 81H100L101 85L96 86V92H94V95L99 94V92L104 89L103 87L107 86L108 83L106 81V79H107ZM198 77L201 78V80L197 79ZM25 79H24V81H25ZM153 80H154V83H153ZM188 80H190V81H188ZM105 81H106V84L104 83ZM100 82H99V84H100ZM15 83H18L17 86ZM112 83H113V85H112L113 87L112 88L109 87L111 89H113L115 87L116 81L111 82V84ZM196 84L197 85H205L204 90L200 93V95L198 94L199 89H197V91L195 89L197 86ZM137 86H139V87H137ZM190 86H192L193 88ZM45 88H46V86L43 89H45ZM186 88L188 91L186 90ZM190 88H192V89H190ZM184 89L186 91H184ZM181 90H183V91H181ZM28 91L29 90H27V92ZM51 91H53V92L56 91L53 88V86L48 87V89L42 90V92L47 93L48 96L51 94ZM194 93L197 94L196 101L195 102L189 101L190 100L189 95L194 94ZM152 94H154V93H152ZM154 95H156V94H154ZM252 98L253 99L255 98V99L253 100ZM261 99H263V100H261ZM113 100H111V103H108L103 107H107L110 104L111 106H109V107L117 108L119 105L122 104V102L119 103L118 99H115L114 101ZM260 100H261V102H260ZM142 102H143V100L140 101V105L142 106L141 107L142 109L139 110V112L141 113V117H143V116L151 117L161 106L166 104V103H161L162 105L161 104L158 105V102L154 103L152 100L149 103L150 106H146V105H143L144 102L143 103ZM253 102L256 103L257 105L256 104L254 105ZM258 102H260V104ZM194 103L196 104V107H193ZM258 104H259V106H258ZM132 106L135 107V105H132ZM151 106L153 107V109L150 108ZM253 106H256V107L258 106L259 108L257 107L258 109H256V107H254L255 108L254 109ZM128 107H129V105L127 104V108ZM154 107H156L155 110H154ZM250 107L253 109H251ZM124 108H125V106H124ZM218 109H219V112H217ZM237 109H239V110H237ZM142 110H143V112H141ZM255 110H256V112H255ZM77 111H79V112H77ZM144 111H145V113H144ZM151 111H154V112H151ZM221 111L223 112V115L224 114L225 115L224 116L222 115L223 117L221 116L220 120L218 121L219 126H214L219 131L217 132V130L215 129V131H216L215 132L213 129H211V128L209 129L210 131L215 132L216 134L215 133L214 134L217 136L213 135V137H210V135H208V133L213 134L212 132H207L205 134V136L203 138L204 140L200 141L199 154H197L196 158L193 160L194 163L189 161L188 162L189 165H186V168L188 167L186 169V170H188V172L185 169H184L185 172H182V171H184L182 169L184 168L185 156H186L188 150L191 148L190 143L192 144V142L195 141L196 138L198 139V138H200V136L203 135V133H204L203 131H206V129L208 128V124L211 122L213 123V121H212V119H214L213 116L215 114L222 113ZM253 111H254V113H253ZM98 112H100V111H98ZM125 112L128 113L127 109L125 110ZM189 112H191V113H189ZM119 113H123V112L120 111ZM234 114L237 116V118H239V120H237L236 123H237V125H239L238 128L241 126L240 129L242 128L243 130L241 129L240 131H242L243 133L246 134V136H245L246 138L244 136L242 138V135L238 134L240 132L239 130H238V133H237V131H232V132L228 131V134H229V132H230V134L227 135V131L225 130V128H226V126H228L233 121ZM251 114L252 115L254 114V115L252 116ZM77 115H79V116H77ZM74 116H75V118H74ZM80 116H81V118H80ZM208 117H209V119H208ZM246 117H247V119H250L251 117L252 118L249 120L248 126L246 128L244 127L245 128L244 129L242 127V123H243V120L246 119ZM210 118H212V119L210 122H208L210 120ZM204 120H207V121H204ZM214 121H215V119H214ZM72 123H74V124H72ZM204 123H205V125H204ZM214 123L217 124L216 122H214ZM191 124H192V127L194 125L193 128L191 127ZM249 124L251 126H249ZM206 125H207V128H206ZM217 127H220V128H217ZM67 128L68 129L70 128L72 133ZM90 129H92V128L90 127ZM115 129L116 130H114V131L116 132L117 128H115ZM220 129H222V130H220ZM254 129H255V134H253V135H256V137H251L250 132L251 131L253 132ZM193 131H198V132H193ZM223 132L226 134V136L225 135L222 136V134H224ZM195 136H196V138H195ZM209 139L211 140L210 142H208ZM164 141L165 140H163V142ZM252 141L255 142L254 145L251 144ZM80 142H81V144L79 145L78 148H76L75 146L77 144H79ZM98 142H101V143L103 142V143H102V145L101 144L99 145ZM207 145H211V147L213 146L212 149H208ZM223 145H224V147H223ZM211 147H209V148H211ZM234 147H235V149H234ZM204 149H206V151ZM62 150L63 149H59V151H62ZM201 150H204V151H201ZM56 151H58V150H55V152L53 153L54 156L56 153L55 157H57L59 154V151L58 152H56ZM207 151L208 152L212 151L214 153V155L209 154ZM204 152H205V154H204ZM200 153H202V154H200ZM215 153H216V155H215ZM46 154H47V152H46ZM82 155H83V157H82ZM58 157L57 158L53 157V159L51 157L50 158V162H51L50 164L51 165L55 164L60 159V157L59 158ZM64 158L65 157L62 158L63 162H64ZM179 158H180V162L178 163V166H176V165L174 166V169L176 168L174 173H176V175H177V177H176L177 183H172L173 180L171 178L173 176V173L171 172L172 170L170 168H173L172 166H173L174 162L177 161V159H179ZM197 158L200 161L201 160L202 161L199 162L197 160ZM66 159H67V157L65 158V160ZM51 160H53V163ZM54 161H55V163H54ZM172 161H174V162H172ZM57 164L58 163H56L54 166L53 165L50 166L48 169L49 170L48 173L50 172L51 168H53L52 172H54V173H57V171L59 172V170L62 169V167H63V165H61L63 163L61 162L60 165H58V166H57ZM88 164L90 167H87V170L84 171L86 169V166H88ZM170 165H171V167H170ZM54 167H55V169H54ZM106 168L108 169L109 167H106ZM242 168H243V165L241 166V164H240L239 169H242ZM89 169H91L92 174L90 173ZM189 170H191V171L189 172ZM233 170L236 171L235 169H233ZM46 171H47V169H46ZM87 171H88V173H87ZM96 171H98V172H96ZM101 171H102V173H101ZM228 171H229V173H228ZM84 172H85V174H84ZM170 173H171V175H170ZM81 174H82V181H81ZM96 175H97V177H96ZM74 176H76V177H74ZM202 176H203V178L200 180L199 177H202ZM128 177H129V175H128ZM74 178H75V180H74ZM137 178H139V179H137ZM144 181H145V183H144ZM222 181L224 182V184H225V182H227L223 179L221 180V182ZM98 184H100V185H98ZM196 185H197V187H196ZM71 186H72V188L69 189V187H71ZM86 187H88L87 190L85 189ZM65 189H67V190H65ZM73 189L76 191V193L72 196H75L78 199L84 197L83 194L81 195V193L84 190H85L84 194L86 195V192H87V194L90 193L89 195L92 196V200H94V201L96 200L95 202H97V201L100 202V200L102 202V200L105 199V200H103L104 202H102V203L104 204V206L105 205L107 206V207L105 206V209L106 208L107 209L106 210L104 209L105 211L101 212V213L99 212V210L98 211L96 209L94 210V213H96L95 216L97 215V212L99 215L104 213L101 218H98V220H97V216L95 217V220L99 221L98 224L96 222H94L91 226L85 227L81 223V219L78 217L79 215H75L73 213L69 214V212L71 210H73L71 208L75 209L76 207H78V206L74 205V204H76L75 203L76 201L70 203V200L66 199V197L69 198V196H70L69 193L73 194V191L70 192ZM78 190H80V191H78ZM138 190H140V191H138ZM180 190L181 191L183 190V191L181 192ZM223 190H226V192H223ZM207 191H208L209 195H207L208 194ZM178 192H179V194L176 195V193H178ZM63 193H65L67 196L65 197V194L63 195ZM215 194H216V196H215ZM78 195H81L82 197L81 196L79 197ZM173 196L175 199L173 198ZM203 196L205 199L202 198ZM219 196H220V199H219ZM94 197H96V198H94ZM207 197H208V199H207ZM36 198H38V199H36ZM217 198H218V200H217ZM43 199H44V201H43ZM97 199H99V200H97ZM106 200H108V201L106 202ZM219 200H220V202H219ZM230 201H233V198ZM66 202H68L67 205H65ZM72 205H73V207H72ZM236 205L238 207H236ZM253 205H255V206H253ZM158 206H161V207L166 206V208H165L166 211L161 213V215L164 213L165 214H164V216L163 215L158 216L156 214L157 215L156 217L160 218V221H159V219L156 220V223L158 221L159 224L158 225L156 223L151 224L148 221V217L150 215L151 208H157ZM200 206H203L204 210L206 211V216H205L206 220L203 221L204 222V229L201 233V236H200V239H199V242H198L196 248H193V250L190 251V254L186 253V254H184L185 256L184 255L181 256L182 259L185 258L182 260V259H180L181 258L180 256H179L180 258L179 257L177 258V256H178V253H177L178 249L177 248H178V245H180V244H184L185 246H186V244H189L187 238L185 236L183 238V234L185 233L186 230L189 229L188 225L190 223L188 222L189 221L188 218L190 216H192L194 214V212L197 211L196 209H199ZM43 207L44 208L46 207V208L44 209ZM63 207H64V210L62 213L61 211H62ZM234 208H235V210H234ZM192 210H194V211H192ZM217 211L220 214H217L218 213ZM231 211L233 213H231ZM226 212H227V214H226ZM179 213L180 214L182 213V215L180 216ZM215 213H216V215H215ZM223 213H225V214H223ZM212 215H213V217H211ZM214 215H215V217H214ZM218 215H222V216H218ZM233 215H234V217H233ZM62 218H64V220ZM65 218L71 219L72 231H71V236L69 238L71 241L69 239H68V241H63V236L65 234V232H64L65 229L63 230V228L66 226L65 224L69 221V219L68 220L66 219V221H65ZM176 218H178V219H176ZM231 218H233V219H231ZM172 220L174 221V224L172 223L173 226L171 224V222H173ZM62 221H63V223H62ZM175 221L177 222V224ZM257 221H258V223H257ZM37 222H38V220H37ZM40 222L42 223V220ZM161 222H163V223H161ZM46 223H48V224H46ZM62 224L64 225V227H62ZM108 224H109V226H111V228H109L107 230L108 231L107 233L103 234L104 238H101L100 230L103 229L104 227H107ZM165 224H167L168 226H171V227H169V229L167 230L168 226H166ZM50 225H52V226H50ZM155 225L157 226V228H152V226H155ZM164 225H165L166 229H165V227H163ZM174 225H175V227H174ZM76 226H82V228H83L82 232L78 235L76 234V232L73 231ZM187 226H188V229H186ZM36 227H38V226H36ZM59 229L63 230V232L61 233ZM172 229H174V230H172ZM57 230H59V231H58L56 238H55V233ZM10 231H12V229H10ZM99 233H100V235H98ZM31 234H37V233L35 231H32ZM47 235H45V237H43L44 240H46L45 238H48ZM235 235H236V237H235ZM257 235H259V236L257 237ZM255 237L258 238V242H256L257 241V238H256L255 239L256 241H254L256 243L251 244L248 247V245H246V244H249V241ZM259 238H261V239H259ZM35 239H37V238L35 237L34 240ZM98 239H101L102 241L97 242ZM239 240L245 241L246 244L243 246V243L239 242ZM59 241H61V243ZM105 242H107L108 244H106ZM258 244H259V247H258ZM4 245H5V243L1 242V240H0V249L1 250H2V247H4ZM241 245L243 247H241ZM93 247H95V248H93ZM136 247H138V248L141 247L139 253H136V251H135ZM241 248H243V249H241ZM253 249H255V251H253ZM259 249L261 252L259 251ZM231 250H232V253H230ZM227 254H232V255H230L232 259L228 260L230 258V256ZM186 255H187V257H186ZM25 264H28V263L26 262Z\"/></svg>","mask_w":264,"mask_h":264}]
</instances>
